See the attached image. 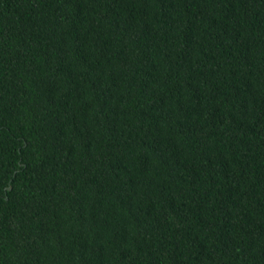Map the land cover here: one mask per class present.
Here are the masks:
<instances>
[{"label": "trees", "instance_id": "16d2710c", "mask_svg": "<svg viewBox=\"0 0 264 264\" xmlns=\"http://www.w3.org/2000/svg\"><path fill=\"white\" fill-rule=\"evenodd\" d=\"M0 264H264V0H0Z\"/></svg>", "mask_w": 264, "mask_h": 264}]
</instances>
